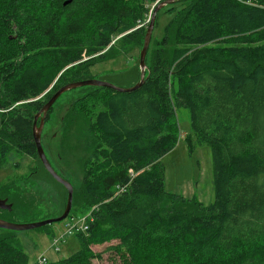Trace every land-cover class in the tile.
<instances>
[{"label": "trees", "instance_id": "obj_1", "mask_svg": "<svg viewBox=\"0 0 264 264\" xmlns=\"http://www.w3.org/2000/svg\"><path fill=\"white\" fill-rule=\"evenodd\" d=\"M157 1L0 4V168L14 149L38 155L36 113L62 85L95 77L96 57L118 33H126L124 43H144L141 23ZM164 8L173 17L148 49L143 85L91 87L105 95L90 117L89 167L74 193L84 206L79 215L91 211L92 219L74 232L75 252L45 264H93L100 254L92 244L108 239L117 240L111 248L126 264H264V0H180ZM180 107L190 110L197 140L211 147L210 204L165 187L162 158L178 141ZM185 137L192 150V134ZM14 232L0 234V264H39Z\"/></svg>", "mask_w": 264, "mask_h": 264}, {"label": "rangeland", "instance_id": "obj_2", "mask_svg": "<svg viewBox=\"0 0 264 264\" xmlns=\"http://www.w3.org/2000/svg\"><path fill=\"white\" fill-rule=\"evenodd\" d=\"M5 1L7 0H0V4ZM174 5L176 9H179L182 3ZM167 10L168 8H164L159 12L149 51L156 47V40L160 42L167 22L173 17V13ZM148 18L149 15L146 16L148 22L144 28V39L149 25ZM125 34H117L111 42L114 46L103 57H96L97 63L92 70L96 78L121 87H130L140 80V52L144 43L137 45L130 42L124 43L122 37ZM0 51H2L1 48ZM149 61L150 53L147 57L148 65ZM28 62L36 63L37 60L30 58ZM67 71L66 68L61 70L57 73V78L65 75ZM91 87L94 86H80L63 93L48 112L42 131V144L50 162L62 176L72 182L75 191H78L81 185L84 169L89 167L86 163L92 152V136L88 131L90 117L92 119L96 117L102 108L100 99L105 95L104 91L95 92ZM86 95H90L89 98H86ZM177 116L178 141L175 147L162 158L165 165V187L168 191L186 197H196L205 204H210L215 199L211 147L197 140L192 130L191 114L188 108L180 107L177 110ZM39 122L40 120L38 124ZM187 134L193 136L192 150L185 137ZM6 180L10 182V187L4 194L8 197V201L13 203L11 210L3 211L6 220L28 223L56 217L63 213L68 191L49 173L39 155L29 156L16 149L12 150L5 158L3 167L0 168V184ZM76 193H74L73 206L69 215L74 211L77 215L75 217H82L85 213L79 214L84 211V206ZM91 209L92 207L88 211ZM68 220L69 216L62 221L51 223V227L13 230L28 253L30 263H34L42 255L52 262L67 257L78 249L79 242L74 233H68L66 237L61 238L58 250H55L53 245V242L57 245V242L53 241L54 237L66 233ZM51 229H55L53 237L49 235L50 233H46ZM116 242L115 239H108L93 243V250L100 255L93 258L92 263L126 264L128 261H125L123 254L111 248Z\"/></svg>", "mask_w": 264, "mask_h": 264}, {"label": "water", "instance_id": "obj_3", "mask_svg": "<svg viewBox=\"0 0 264 264\" xmlns=\"http://www.w3.org/2000/svg\"><path fill=\"white\" fill-rule=\"evenodd\" d=\"M177 1H180V0H158L156 4L154 5V9L151 13V17L149 20V25L147 26L144 44L140 52L141 75H140V80L136 84L130 87H121L112 82L99 79L96 77L71 81V82H68L62 85L60 88H58L55 91V93H53V95L50 97V99L43 105V107L36 113L35 118H34L33 134H34V139H35L36 146H37L38 155L42 163L44 164L45 168L49 171V173L57 181H59L61 184H63L66 187L68 191L66 206L61 215L52 217V218L43 219L40 221H35V222L15 223V222H11L6 219L0 218V227L4 229H9V230H15V231L35 229V228L42 227L47 224H51L53 222L62 221L69 216L72 206H73V200H74V185L72 184L71 181H69L64 176H62L54 168L42 144V131L44 127L45 118L47 117L49 110L64 92L70 89H73V88L80 87V86H85V85L103 86V87H109L117 91H123V92L133 91L141 87L146 80V71H147L146 56L148 53L153 30L155 27L157 14L166 5L173 4ZM65 3H67V1H65ZM38 120H40L39 124H38ZM0 207L2 209L11 210L13 208V203L8 202L6 198L5 199L0 198Z\"/></svg>", "mask_w": 264, "mask_h": 264}, {"label": "built area", "instance_id": "obj_4", "mask_svg": "<svg viewBox=\"0 0 264 264\" xmlns=\"http://www.w3.org/2000/svg\"><path fill=\"white\" fill-rule=\"evenodd\" d=\"M255 1V0H253ZM151 15H149V20H150ZM148 20H145L144 22L141 23V25L146 24ZM92 219L91 211L88 212L86 215L82 217H75L71 216L68 220L67 223V231L63 235H58V237H54L55 242H57V245L53 242V245L55 247V250L59 249V244H61V238L66 237L68 233H74L77 230H86L88 228V221ZM48 258L45 255H42L37 259V262L39 264H45L47 262Z\"/></svg>", "mask_w": 264, "mask_h": 264}, {"label": "flooded vegetation", "instance_id": "obj_5", "mask_svg": "<svg viewBox=\"0 0 264 264\" xmlns=\"http://www.w3.org/2000/svg\"><path fill=\"white\" fill-rule=\"evenodd\" d=\"M3 167V166H2ZM1 167V168H2ZM10 185V182H8L7 180L3 183V187L1 189V192H0V198H3V199H7L8 201V197L4 194L5 191H8L9 190V186ZM3 210L1 207H0V218H3V219H6L5 217V214L3 213ZM1 229H3V231H1ZM8 229H4V228H0V234L2 233H6Z\"/></svg>", "mask_w": 264, "mask_h": 264}, {"label": "bare ground", "instance_id": "obj_6", "mask_svg": "<svg viewBox=\"0 0 264 264\" xmlns=\"http://www.w3.org/2000/svg\"><path fill=\"white\" fill-rule=\"evenodd\" d=\"M65 93V92H64ZM54 105V104H53ZM52 108V107H51ZM50 111V110H49ZM48 115V114H47ZM47 118V117H46Z\"/></svg>", "mask_w": 264, "mask_h": 264}, {"label": "crops", "instance_id": "obj_7", "mask_svg": "<svg viewBox=\"0 0 264 264\" xmlns=\"http://www.w3.org/2000/svg\"><path fill=\"white\" fill-rule=\"evenodd\" d=\"M58 260V259H57Z\"/></svg>", "mask_w": 264, "mask_h": 264}]
</instances>
